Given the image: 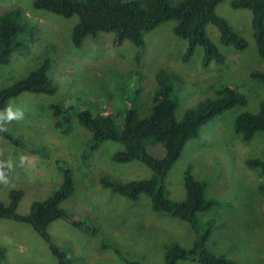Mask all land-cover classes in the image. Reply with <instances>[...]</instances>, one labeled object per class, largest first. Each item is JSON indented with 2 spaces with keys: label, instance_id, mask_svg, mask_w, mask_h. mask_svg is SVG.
I'll return each mask as SVG.
<instances>
[{
  "label": "rangeland",
  "instance_id": "obj_1",
  "mask_svg": "<svg viewBox=\"0 0 264 264\" xmlns=\"http://www.w3.org/2000/svg\"><path fill=\"white\" fill-rule=\"evenodd\" d=\"M32 1L0 0V15L10 7H20L38 30L37 40L28 44L29 51L14 53L8 64L0 65V89L27 76L40 61L42 50L54 46L46 57L52 61L49 76L57 92L53 96L22 93L0 111L2 129L16 141L0 135V165L9 168L5 180H0V202L9 204L12 192H22L17 213L26 215L34 202L45 200L59 188L60 169L69 170L75 188L61 207L95 227V233L89 234L65 220L49 226L51 243L71 264H124L123 259L164 264V244L175 241L186 249L193 245L196 235L191 227L153 212L146 195L131 202L99 183L103 175L125 182L147 179L151 171L138 162H113V154L122 149L115 142L105 141L89 152L90 133L75 121L62 130L55 128L49 105L74 106L94 114L122 111L132 103L147 102L157 87L156 75L164 73L177 99L175 117L181 120L187 109L215 98L220 87L229 86L245 95L246 106L234 107L200 128L199 137L185 145L171 167L166 190L172 201H182L183 175L189 170L203 183L204 198L213 203L197 214L199 223L210 229L205 249L238 264H264V195L259 190L264 172L245 164L249 159L264 160V133L244 143L233 130L236 116L256 113L264 102V86L250 77L252 71L264 73V60L253 39L251 12L231 8L233 0L217 5L216 14L247 41V47L238 51L221 46L218 32L208 26L207 35L225 62L201 68V48L188 63L181 61L185 42L173 35L174 22H165L145 35L143 53L135 63V47L127 41L115 45L111 34L85 38L81 48H74L70 27L76 18L35 10ZM149 153L161 158L163 149L152 146ZM0 248L4 264H57L49 246L27 224L0 219Z\"/></svg>",
  "mask_w": 264,
  "mask_h": 264
},
{
  "label": "trees",
  "instance_id": "obj_2",
  "mask_svg": "<svg viewBox=\"0 0 264 264\" xmlns=\"http://www.w3.org/2000/svg\"><path fill=\"white\" fill-rule=\"evenodd\" d=\"M225 0H33L32 8L45 11L63 19L75 17L70 27V41L79 49L85 38L95 39L99 34L113 35V43L122 45L130 42L136 49L133 60L137 63L145 47L144 37L165 22H174L173 35L185 42V50L180 59L188 63L197 48L202 49L201 68L211 64L222 65L225 57L218 46L208 37L207 27L213 26L218 32V42L223 47H232L242 51L247 41L234 31L230 23L216 14L217 5ZM233 9L251 12V27L257 54L264 60V0H233ZM37 27L32 24L20 7H10L0 15V65L10 62L14 53L29 51V43L37 40ZM47 46L41 52L40 61L27 76L0 89V111L6 103L22 93L53 96L57 92L56 82L49 76L52 66ZM45 56V58H44ZM132 73L128 72L127 74ZM169 73V72H168ZM166 76L156 75L157 87L147 97V102L132 103L127 109L107 114H94L90 110L76 109L58 103L49 105L54 118L55 128L64 129L73 121L90 133L87 142L89 152L105 142H115L122 149L115 152L112 161L119 164L138 162L151 171V177L141 180L120 181L112 176L99 178L101 187L112 194L120 195L136 202L141 195L148 196L153 212L168 216L188 224L196 235L193 245L186 249L177 242L163 245L164 264H177L179 261L199 264H238L224 256H217L205 249L210 229L200 224L197 214L209 210L212 202L204 198V185L195 179L189 170L183 175L185 197L174 202L168 197L166 177L173 164L180 158L185 145L199 137V130L213 118L222 115L234 107L247 104L245 95L232 87L222 86L217 96L187 109L181 120H177V99L171 82ZM250 77L264 86V73L252 71ZM124 87V86H123ZM126 88V87H125ZM139 96V89H137ZM150 102V103H149ZM233 130L242 142H249L257 133H264V102L256 113L243 112L233 120ZM0 135L12 142V136L0 125ZM20 145V144H18ZM159 145L163 149L161 158L149 153V148ZM251 169L264 172V160L249 159L245 162ZM63 180L59 188L45 200L34 202L26 215L17 213L22 192H12L10 203L0 202V219L29 225L49 246L57 264H71L65 253L51 243L47 232L56 220H65L73 227L89 234L95 233V227L85 220H77L62 203L72 196L74 182L69 170L60 169ZM0 172H9L7 166L0 165ZM264 195V184L259 185ZM117 253V251L115 250ZM4 254L0 248V264H4ZM124 264H139L123 259Z\"/></svg>",
  "mask_w": 264,
  "mask_h": 264
},
{
  "label": "clouds",
  "instance_id": "obj_3",
  "mask_svg": "<svg viewBox=\"0 0 264 264\" xmlns=\"http://www.w3.org/2000/svg\"><path fill=\"white\" fill-rule=\"evenodd\" d=\"M0 180H5L4 174L0 172Z\"/></svg>",
  "mask_w": 264,
  "mask_h": 264
}]
</instances>
